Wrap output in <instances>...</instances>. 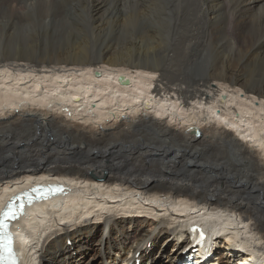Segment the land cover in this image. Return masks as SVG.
<instances>
[{
	"label": "bare ground",
	"instance_id": "6f19581e",
	"mask_svg": "<svg viewBox=\"0 0 264 264\" xmlns=\"http://www.w3.org/2000/svg\"><path fill=\"white\" fill-rule=\"evenodd\" d=\"M165 1L132 0L152 27L140 34L121 24L128 0H66L73 12L40 15L47 27L28 33L39 50L0 52V201L33 181L68 187L19 219L20 264H174L197 237L208 264H264V0H184L219 34L223 60L197 74L208 84L163 82ZM10 12L17 33L26 13ZM16 122L29 137L2 138Z\"/></svg>",
	"mask_w": 264,
	"mask_h": 264
},
{
	"label": "rangeland",
	"instance_id": "374dc122",
	"mask_svg": "<svg viewBox=\"0 0 264 264\" xmlns=\"http://www.w3.org/2000/svg\"><path fill=\"white\" fill-rule=\"evenodd\" d=\"M22 1H23V3H22ZM51 1L52 2H50V0H48V1H45V0H26V1H24V0H0V20H1L0 22L5 23L6 20H9V24H10V25L8 24V27L9 26L10 27H9V30L7 31V33H3V34L0 33V50H1L0 52L1 53L2 52H6V54H7V57L5 56L4 58H8V56H11L10 52H8V51L14 49L15 47H21V48H23V47H25V48L35 47V50H39L40 49L42 43L41 42L31 43L34 40V39H31V35H33L32 33H34L36 35L35 38L38 40V37H37V35L39 34L38 30L39 29L45 30V28L47 27V26H45V27L43 26V21L46 19L45 18L42 21V23L40 24V28H39L38 21L40 20L41 16H47V15L49 16V15H52L54 13V11L60 10V11H63V13L65 14V15L63 14L64 15L63 17L65 18V17H67L68 13L73 12L72 10L70 11V9L66 10V3H65L66 0L65 1L64 0H51ZM67 1H69V0H67ZM178 1L179 0H167V1H165V4L163 6L164 8L161 11L160 16H159V18H161L160 19L161 22L165 23L166 25L170 24V26L169 25L167 26V30H166L167 33H165V38L168 39L169 41H171L170 42L171 43L170 46H172V48H171L172 51H169L170 52V54H169L170 58L168 60V63L166 65H164V63H163L162 66H161V67L164 68V71L168 74L167 75L165 73V78L163 79V82H174L175 83L176 81H180V82L192 84L194 81H198L199 83H203V82L204 83L206 82L207 84H208V82L214 83L213 79L209 81L208 79L210 77L205 78V76H206V74H211L213 72V70L211 69L212 64H215L220 59L223 60V58H222L223 57V53H222V49L223 48H221L220 45H219V37H218L219 34L218 33H214L213 35L209 36V34L207 33V30H206V26H204L203 22H201V20H196L195 19L196 18V14L195 13H193L191 11H190L191 13L189 11H188L189 13L188 12H182V9H187L188 8V6H187L188 4L193 5L192 2H185L184 0H180L179 3H178ZM182 1H183V3H182ZM128 2H126L125 6H124V8L125 7L126 8H125V10L123 12V15H122V19L123 20H122L121 24H122V26L123 25L125 26L123 28H128V30H130L132 28L133 29V30L131 29L132 31H134L137 28L136 30H138L140 32V34H142V33L148 34L149 30L151 32L152 31V27H151V24L148 22L149 18L146 17L145 14H142V13L138 12L140 7L138 8V6L136 4H134V2H132V0H128ZM46 4H47V6H46ZM169 4H171L172 6L169 5ZM134 5H135L136 8L134 7ZM174 7L178 8V10L176 8H174ZM12 9H14L16 11H19L20 13H26V15L23 16V21H25L27 23V25L21 26V28L17 32L18 34L16 33V31H13V28H16L15 24H13L15 22V20H16L15 17H13V19L9 18V17H12L11 16L12 14H10V13H12V12H10V11H12ZM126 9L128 11H126ZM164 10L166 12H164ZM172 10L174 11V14H173ZM30 12L33 13V14L35 13L34 17H36L37 19L32 20L28 24L27 20H28V16H29ZM162 12H163V14H166V15L164 16L162 14ZM75 13L77 14L78 12H75ZM131 14H133V15H131ZM175 14H177V15H175ZM190 17H192V18H190ZM125 18H128L129 21L126 20ZM83 19H84V21L86 19L84 15H83ZM146 20H147V22H146ZM193 22H195L194 25H193ZM196 22L198 24H196ZM49 23H50V26L53 28L54 25H55L54 20L53 21H49ZM174 25H176V26H174ZM129 26H130V28H129ZM32 27H35L36 29H34V30L29 32V30ZM120 29H122V28H119L118 31H116V33H119ZM36 30H37V32H36ZM49 32H50V30H49ZM28 33H30L31 35L28 34ZM16 35H19V37L18 36L16 37ZM192 36L196 37L198 39H196V41L193 42L191 40ZM200 40H201V42H200ZM239 48H240V46L238 47V49ZM2 55H3V53H2ZM37 57L39 58V57H41V55L37 56ZM0 59H3V58L0 57ZM19 61L20 62H24V61H21V60H19ZM201 63H203L202 64L203 66L201 65ZM202 67H204V68H202ZM183 68H184V70H183ZM186 68H188V70ZM138 70H142L143 71L145 69H138ZM146 71H150V70L146 69ZM199 72H203V73L205 72V76L203 78L207 79L208 82H207V80H203V78L201 79V78H199L197 76V74ZM261 83L264 86V80L263 79H261V80L257 79L256 85L261 87L262 86ZM94 104H96V102H93L91 105H94ZM56 109H58V108L53 109L56 114H61L62 113L61 115H62L63 118H64V116H66V113L64 114V112H62L63 110H61V112L59 110H57L58 111L57 112ZM125 110L127 111V107H125V108L120 110V111H123L122 112V116H120L121 117L120 118L121 121L123 119V114H130V113H127L129 110L127 112ZM144 110L147 111L149 114H151V112L153 114V110H150L147 107H145ZM15 112L17 113V109H15ZM24 114H26V112ZM80 114H82V113H80ZM81 116L84 117V118L87 117L85 115V113H83ZM79 117L80 116H78V118L76 117V120H75V118L72 119L70 114L68 113L65 118H67L66 120H68V122H72L75 125H78V126L79 125H83L84 126L83 123L85 122V124H86V120H84V118L82 119V118H79ZM108 117H109V115L106 116V120H111V118L108 119ZM124 117H127V115H125ZM167 119L168 118L166 116H162V120L166 121ZM168 120L170 121V119H168ZM123 121H124V119H123ZM173 123H174V121H171V124H173ZM35 124L36 123L33 122V125H35ZM88 124H90V122H88L85 125V127H87ZM27 132L30 133V130H29L28 126L19 122V123L16 124V127L12 129V131L8 132L6 135L5 134L2 135L1 137L2 138H4V137L6 138V136L8 135L6 139H10L12 141L22 140V139H25V138L29 137V133H27ZM40 133H42V134H40V136L48 137V133L50 134V133H53V132H52V130L50 128H48V129H41ZM43 133H44V135H43ZM20 138H22V139H20ZM70 242H71V240H70ZM220 246H221V244H220ZM166 248H168V250H170L169 246H167Z\"/></svg>",
	"mask_w": 264,
	"mask_h": 264
},
{
	"label": "water",
	"instance_id": "95a60500",
	"mask_svg": "<svg viewBox=\"0 0 264 264\" xmlns=\"http://www.w3.org/2000/svg\"><path fill=\"white\" fill-rule=\"evenodd\" d=\"M49 22V21H48ZM48 25H50V23H48ZM98 51V49H94L93 50V55L94 54H96L95 52H97ZM108 56H110V55H108ZM97 64H102L100 61H98V58L97 57H95V60H94V63H93V65H91V66H95V65H97ZM117 67H124V68H129V66L127 65V66H117ZM96 74H98V73H96ZM120 81L121 82H123L124 84H127L128 83V80H123V78L122 77H120Z\"/></svg>",
	"mask_w": 264,
	"mask_h": 264
},
{
	"label": "snow or ice",
	"instance_id": "6c2138e0",
	"mask_svg": "<svg viewBox=\"0 0 264 264\" xmlns=\"http://www.w3.org/2000/svg\"><path fill=\"white\" fill-rule=\"evenodd\" d=\"M4 217L7 219L9 217H15V213L11 210V208H9V210L7 212H5L4 214ZM0 225H3V222L0 221ZM4 227H6V225H3Z\"/></svg>",
	"mask_w": 264,
	"mask_h": 264
}]
</instances>
